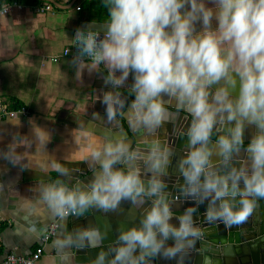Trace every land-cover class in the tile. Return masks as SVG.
Listing matches in <instances>:
<instances>
[{
  "label": "clouds",
  "instance_id": "9594fccd",
  "mask_svg": "<svg viewBox=\"0 0 264 264\" xmlns=\"http://www.w3.org/2000/svg\"><path fill=\"white\" fill-rule=\"evenodd\" d=\"M211 3L214 7H208L206 0H108L110 19L105 37L89 34L83 39L82 51L93 58L94 67L105 63L116 85L133 74L132 109L137 123L155 128L169 118L163 95L175 98L190 112L193 120L188 136L192 150L180 165L185 194L201 202L211 197L206 218L230 226L244 223L253 213L256 200L264 199V0ZM117 71L121 73L119 78L114 77ZM221 81L223 85L211 92ZM237 85L239 92L233 97L231 90ZM105 103L109 117L114 118L113 103L119 101L114 102L108 95ZM244 121L259 130L246 149L250 164L219 175L211 170L213 153L208 143L212 130L217 124L235 123L229 129L231 138L225 135L218 141L220 154L227 159L239 151ZM126 152L123 143L105 145L92 153L102 171L93 180L91 191L51 186L44 190V199L57 215L65 216L69 210L90 205L107 211L122 199L136 203L144 194L155 196L142 227L121 233V246L114 250L116 255L110 264H139L146 256L159 253L170 237L176 243L164 255L174 257L183 241L200 234L192 220L193 209L176 217L180 226H173L169 222L173 213L160 195L165 187L162 180L153 175L146 189L138 171L114 170L113 165ZM149 160L154 173L168 162L166 155L161 158L155 151ZM85 235L92 242L99 237L95 231ZM137 249L138 257L134 255ZM104 259L101 253L97 264H103Z\"/></svg>",
  "mask_w": 264,
  "mask_h": 264
},
{
  "label": "crops",
  "instance_id": "0c3cea01",
  "mask_svg": "<svg viewBox=\"0 0 264 264\" xmlns=\"http://www.w3.org/2000/svg\"><path fill=\"white\" fill-rule=\"evenodd\" d=\"M206 3L214 7L211 0ZM48 4L50 10H38ZM5 5L11 8L0 13V102L17 113L0 120V254L29 256L42 248L35 264H87L71 248L76 229L71 219L83 210L57 215L44 199V181L51 175L99 166L92 153L106 145V138L96 130L105 128L90 117L98 115L95 109H104L110 86L118 91L113 92L114 102L121 93L135 96L134 78L116 85L105 63L94 67L92 57L75 53V35L82 22H109L108 0H0V8ZM54 57L57 60H51ZM120 76L119 71L114 73L115 78ZM231 91L237 96L239 86ZM162 99L179 105L167 95ZM248 125L244 121L242 137ZM234 127L235 123L229 125ZM120 209L125 229L138 228L126 209ZM85 216L97 227L98 239L117 237L101 208H86ZM53 222L59 223V229L45 242ZM101 253L103 264L114 259L109 250L98 256Z\"/></svg>",
  "mask_w": 264,
  "mask_h": 264
},
{
  "label": "water",
  "instance_id": "95a60500",
  "mask_svg": "<svg viewBox=\"0 0 264 264\" xmlns=\"http://www.w3.org/2000/svg\"><path fill=\"white\" fill-rule=\"evenodd\" d=\"M108 24L109 22L104 20L93 23L82 22L75 35V53L88 56L82 51L83 39L89 34L103 39L108 30ZM132 76L133 74L130 73L128 78L130 79ZM109 89L110 92L107 90L106 96L111 95L114 99L113 92L116 91V87L110 86ZM121 96L118 100L119 103H113L116 111L114 118L109 117L108 104L106 103L103 110L95 109L98 115L90 117L93 122L104 126L105 130H109L105 131L98 127L96 129L106 138V145L123 143L127 146V152L113 165L114 170H121L125 173L130 170L138 171L146 189L153 175L162 180L165 187L160 195L173 213V219L169 222L178 228L180 221L176 217L193 209L194 227L198 228L200 233L198 237H189L183 241L181 251L171 258L164 255L165 250L173 247L176 243L175 239L170 237L164 242L159 253L146 256L145 259L139 261V264H264V199L256 200L253 213L244 223L229 226L223 221H209L206 218L211 197L201 202L197 197L185 194L186 181L180 165L192 150L188 136V130L193 120L190 112L180 105L167 103L163 100L169 118L158 127L148 128L137 123L136 113L132 109L135 96L125 93H121ZM229 125H215L208 143V147L213 153L210 157L211 170L222 176L227 175L232 169L239 171L249 166L250 161L247 158L246 149L259 132L255 125L249 124L247 126L248 133L242 137L243 142L238 146L239 151H234L225 159L220 154L218 141L221 136L225 135L231 138ZM126 142L128 143L126 144ZM199 146L198 143L196 147ZM154 151L161 158L166 155L168 161L166 165L162 164L161 169L155 173L151 168L152 161L149 160ZM101 171L99 164L96 168L91 167L83 171L74 170L66 176L60 173L56 177L51 175L44 181V187L46 189L56 186L64 187L68 191L89 192L93 180ZM243 187V181H241L240 188L243 189ZM156 199L155 196L144 194L137 198L136 203L130 199H122L115 208L107 211L102 209L106 215V221L112 224V228L116 232L115 235L118 234L111 240H106V236L95 242L89 240L85 233L97 232V227H93L88 221L85 209L94 210L95 206L90 205L82 209L83 211L78 217L71 219V223L76 226L71 237V248L78 255L77 259L82 263L97 264L101 250H109L114 258L116 255L114 250L121 246L119 242L121 233L128 231L125 229V224L120 223L122 219H126L121 215L123 213L120 208L126 209L127 217L136 222V226L140 228L144 217L147 212L151 211ZM239 199L240 197L237 196L236 201ZM218 205L219 202H217ZM237 207H239L238 204ZM160 238L158 235V239ZM139 254L140 250L137 249L134 255L138 257Z\"/></svg>",
  "mask_w": 264,
  "mask_h": 264
},
{
  "label": "built area",
  "instance_id": "2783aa9c",
  "mask_svg": "<svg viewBox=\"0 0 264 264\" xmlns=\"http://www.w3.org/2000/svg\"><path fill=\"white\" fill-rule=\"evenodd\" d=\"M11 7L10 6H3L0 8V13H6L9 11ZM51 9V5H46L43 8H39L38 10H50ZM78 9H81V7H78ZM66 53L69 52V49H67L65 51ZM51 60L55 61L57 60V58H52ZM22 112H26L25 109H21ZM17 113V111L15 110H11L8 106V104L6 102H0V120H2L4 117L6 116H10L13 117L15 116V114ZM78 214V209L76 211H72L69 210L67 215H77ZM59 229V223L57 222H53L44 237V241H49L53 236H55L57 234V231ZM43 253L42 248L38 249L37 251H35L33 254L29 255V256H19L16 255L13 252L10 253H4V254H0V264H35L37 260H39V258L41 257Z\"/></svg>",
  "mask_w": 264,
  "mask_h": 264
}]
</instances>
